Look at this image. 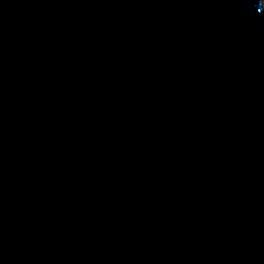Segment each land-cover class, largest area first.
I'll return each instance as SVG.
<instances>
[{"label": "water", "instance_id": "obj_1", "mask_svg": "<svg viewBox=\"0 0 264 264\" xmlns=\"http://www.w3.org/2000/svg\"><path fill=\"white\" fill-rule=\"evenodd\" d=\"M0 264H264L261 0H0Z\"/></svg>", "mask_w": 264, "mask_h": 264}, {"label": "bare ground", "instance_id": "obj_2", "mask_svg": "<svg viewBox=\"0 0 264 264\" xmlns=\"http://www.w3.org/2000/svg\"><path fill=\"white\" fill-rule=\"evenodd\" d=\"M262 1V4H263V9H264V0H261Z\"/></svg>", "mask_w": 264, "mask_h": 264}]
</instances>
